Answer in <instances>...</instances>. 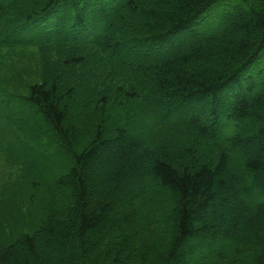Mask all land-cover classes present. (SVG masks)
<instances>
[{
	"label": "trees",
	"instance_id": "trees-1",
	"mask_svg": "<svg viewBox=\"0 0 264 264\" xmlns=\"http://www.w3.org/2000/svg\"><path fill=\"white\" fill-rule=\"evenodd\" d=\"M24 47L42 79L0 110L50 134L1 141L59 175L0 264H264V0H0Z\"/></svg>",
	"mask_w": 264,
	"mask_h": 264
},
{
	"label": "rangeland",
	"instance_id": "rangeland-1",
	"mask_svg": "<svg viewBox=\"0 0 264 264\" xmlns=\"http://www.w3.org/2000/svg\"><path fill=\"white\" fill-rule=\"evenodd\" d=\"M192 27L196 29L197 25ZM4 52H0V87L19 93L28 92V86L42 79L38 50L35 47H24L19 52ZM20 116L17 115L16 119L22 124L19 129H15L7 125L4 108L2 112L0 110V242L4 243L19 234L31 232L48 212L52 202L48 189L34 184L33 176L46 175L47 180L43 179L51 181L52 177L59 175L58 167L50 168L44 160L37 169H31L30 175L25 174L24 166L16 159L15 153L3 144L2 141L12 140L16 131L23 140L33 133L49 137L47 125L37 119L33 122L25 121ZM4 149H8L9 156L5 155ZM28 176L33 178L28 179Z\"/></svg>",
	"mask_w": 264,
	"mask_h": 264
}]
</instances>
